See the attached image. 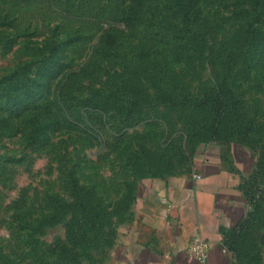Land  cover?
I'll return each instance as SVG.
<instances>
[{"label": "rangeland", "instance_id": "rangeland-1", "mask_svg": "<svg viewBox=\"0 0 264 264\" xmlns=\"http://www.w3.org/2000/svg\"><path fill=\"white\" fill-rule=\"evenodd\" d=\"M129 1L0 0V79L46 63L34 98L0 109V264L102 263L139 183L189 170L219 138L254 152L259 198L233 247L240 264H264V15L251 0H199L204 37L189 41L169 0L127 26ZM104 32L117 42L94 54ZM70 37L46 68V45Z\"/></svg>", "mask_w": 264, "mask_h": 264}, {"label": "crops", "instance_id": "crops-1", "mask_svg": "<svg viewBox=\"0 0 264 264\" xmlns=\"http://www.w3.org/2000/svg\"><path fill=\"white\" fill-rule=\"evenodd\" d=\"M254 160L247 146L211 140L189 170L144 178L132 220L98 264H240L233 242L247 224ZM196 233L210 243L205 262L187 249Z\"/></svg>", "mask_w": 264, "mask_h": 264}, {"label": "trees", "instance_id": "trees-1", "mask_svg": "<svg viewBox=\"0 0 264 264\" xmlns=\"http://www.w3.org/2000/svg\"><path fill=\"white\" fill-rule=\"evenodd\" d=\"M156 0H130L128 4L121 11V19L127 26H132L138 23L139 19L144 16L146 12H149L150 6L152 2ZM251 4L257 7L259 13L264 15V0H251ZM166 7L169 9V14H173L175 18H178V24L175 26L176 30L181 33V36L187 37L189 41H202L204 35L199 32L196 27L198 23L197 12L199 11V0H169V6L166 4ZM173 16V17H174ZM175 25V23H172ZM249 30V31H248ZM242 39V46L247 49L256 48L258 45L256 42L258 37L256 36V29L249 28ZM116 32V31H115ZM115 32H104L99 39V43L96 44V49L93 52L97 54L100 49H105L107 45L114 44L116 41L115 37L117 33ZM78 37H70L65 41H61L59 43H53L51 47L46 45V48L50 50V55L44 56L42 59L44 61H49V65L46 68H49L51 65L58 64L62 62L60 53L58 55L60 45H64L62 49H65V45H69L70 43L76 42ZM54 42V41H53ZM65 42V43H63ZM39 49V47H37ZM248 52V51H247ZM92 58V57H91ZM55 62V63H54ZM57 62V63H56ZM45 65L46 63H41V65ZM44 65L37 66L36 75H31L27 71L17 70L16 73L12 76L4 77L0 79V109L4 110H20L24 106V103L33 99L40 91L41 88L45 86V82L43 79ZM79 71L74 70L70 71L66 78L63 80V84L61 85L62 89L67 85L70 76L72 74H77ZM11 81V82H8ZM216 99H213V104H215ZM222 105H219L217 109V113L224 108L226 105L225 99L220 100ZM224 102V103H223ZM63 107V106H61ZM63 110L68 111V109L63 108ZM5 121L8 119L6 117H1ZM34 129H38V125L34 127ZM218 139V138H217ZM218 141L225 143L227 141L223 139H218ZM254 170L247 177L246 184V195L251 203V209L249 211V215L247 218V224L252 222L253 211L255 210V206L257 204L259 194L254 191V179L256 176L254 175ZM164 175V174H163Z\"/></svg>", "mask_w": 264, "mask_h": 264}, {"label": "built area", "instance_id": "built-area-1", "mask_svg": "<svg viewBox=\"0 0 264 264\" xmlns=\"http://www.w3.org/2000/svg\"><path fill=\"white\" fill-rule=\"evenodd\" d=\"M187 249L191 255L205 262L209 255L210 243L203 234L196 233L188 243Z\"/></svg>", "mask_w": 264, "mask_h": 264}]
</instances>
